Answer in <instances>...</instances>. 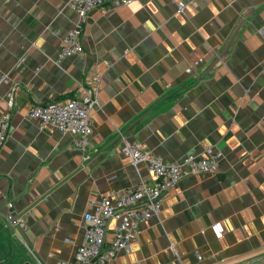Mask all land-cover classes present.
Segmentation results:
<instances>
[{"label":"crops","instance_id":"obj_1","mask_svg":"<svg viewBox=\"0 0 264 264\" xmlns=\"http://www.w3.org/2000/svg\"><path fill=\"white\" fill-rule=\"evenodd\" d=\"M70 2L0 0V116L18 87L0 150V215L24 224L10 222L29 263L72 261L92 200L154 182L120 153L123 133L165 162L221 156L216 174L169 188L107 264H264V0H114L89 13L83 51L61 56L77 21ZM87 94L97 103L86 151L28 118L34 104Z\"/></svg>","mask_w":264,"mask_h":264},{"label":"built area","instance_id":"obj_2","mask_svg":"<svg viewBox=\"0 0 264 264\" xmlns=\"http://www.w3.org/2000/svg\"><path fill=\"white\" fill-rule=\"evenodd\" d=\"M114 0H71L70 6L77 15L75 25L62 38L61 56H71L83 51V35L89 13L96 8L108 6ZM129 4L133 0H118ZM180 10L184 2H179ZM8 80V75L0 69V86ZM18 87L9 94V111L0 116V150L5 144L11 124V112L15 103ZM97 103L96 97L87 94L84 97H69L63 101H49L34 104L28 111V118L35 120L39 126H53L61 133L73 137V143L86 151L93 135L90 111ZM120 153L128 157L135 166L143 165L153 176L152 184L142 183L134 188L110 191L96 200H92V208L85 213V234L78 246L72 261H61L59 264H107L118 250L126 248L137 238L140 223L149 220L161 212L163 194L176 186L182 178L190 174L207 172L216 174L219 169L220 154L209 151L207 156L187 155L174 162H165L152 150L145 148L140 142L129 140L120 134ZM13 206L9 203V207ZM113 217H118L113 238L105 247L107 226ZM6 218L16 225L24 226L15 218L12 210ZM219 236L221 225H216ZM198 258L201 255L198 254ZM180 264V261L174 262Z\"/></svg>","mask_w":264,"mask_h":264},{"label":"rangeland","instance_id":"obj_3","mask_svg":"<svg viewBox=\"0 0 264 264\" xmlns=\"http://www.w3.org/2000/svg\"><path fill=\"white\" fill-rule=\"evenodd\" d=\"M29 254L18 232L0 215V264H27Z\"/></svg>","mask_w":264,"mask_h":264},{"label":"water","instance_id":"obj_4","mask_svg":"<svg viewBox=\"0 0 264 264\" xmlns=\"http://www.w3.org/2000/svg\"><path fill=\"white\" fill-rule=\"evenodd\" d=\"M27 264H30V263H27Z\"/></svg>","mask_w":264,"mask_h":264}]
</instances>
